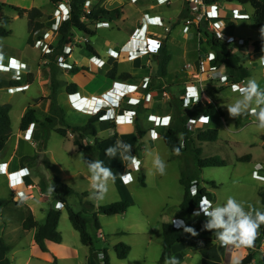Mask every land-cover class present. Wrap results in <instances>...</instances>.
I'll return each mask as SVG.
<instances>
[{"label": "rangeland", "instance_id": "1", "mask_svg": "<svg viewBox=\"0 0 264 264\" xmlns=\"http://www.w3.org/2000/svg\"><path fill=\"white\" fill-rule=\"evenodd\" d=\"M85 1L81 0L78 2L81 11L84 7ZM91 1L95 6L100 3V6L108 10L116 9L120 11L121 15L123 8L128 4L129 0ZM3 2L5 1L0 0V27H2L3 22H5V24H7L4 26L6 28L5 30L11 31V36L8 39H0V49L5 42H10L11 45H14L12 47L15 48H19V46L24 48L26 47V56H28L30 61L33 63L37 62L41 52L45 53L48 47L51 50L50 54L46 53V58L49 60V63L45 65L40 64L37 67V74L39 73L41 75V82L45 87V93L42 94L43 87L38 83H35L32 85L30 90L24 93L21 91V93H19L18 91V94L14 95L10 99V102L7 103H5V101H7V94L2 92L0 94V104L2 103L3 105H10L11 103L13 107L11 112L13 131L17 132V130H19V134L22 132L19 128L21 123L20 116L26 106H33L34 103L38 105V116L41 121L45 119L50 109V101L47 100V98L51 95V84L53 80H55L59 85L57 100L59 106L64 110L66 124L72 127H82L81 125L85 126L89 121V118L87 116L79 115L67 107L65 102L67 93L64 87V84L66 83L61 80L60 76L57 74L60 70H67L71 73L72 68L77 67L74 61H78L79 63L84 61V57L87 56V50L85 48V44H87V41H85L86 38L90 39V41L94 43L97 48H100L104 46V38L109 31L107 32L106 30H99L96 36L92 38L84 36L79 31H73L71 36L74 38L75 43L69 49H66L64 45V53L68 54V56L64 55L65 59H69L72 53L73 59L71 60L72 63H69L68 60H66L70 65V68L64 69L58 66L59 58L55 59L54 55L56 48H58L59 41L62 39V36L59 33L60 27L65 20L70 18V4L72 0H63L61 3L50 7L41 6V9L37 8L39 7V3H42L41 0H6L7 4ZM32 3L34 4V7L31 6ZM63 5L66 6L64 13L61 10ZM33 9H39L40 11L44 10V12H42L43 17L39 19V21L43 22L44 27L32 33L34 37L48 34L52 28V25H54L56 21L58 23V31L56 32L52 44L50 46H46L47 48L43 46L41 50L32 48L30 46L28 47L29 16ZM247 9L249 12L253 11L250 6H248ZM3 10L7 16L2 15ZM56 10H59L60 13L59 15L55 16ZM130 10L131 9L128 6L126 8V14H128V16L130 14ZM68 12L69 15L67 16ZM166 12L170 17L177 15L175 9L168 7L166 8ZM18 14L20 17L15 18V16ZM56 18H58V20ZM177 22L178 21H176V23ZM96 25L97 24H92L91 28L95 29ZM235 26L237 27L238 31L242 30L241 32L243 33L246 40L255 43L261 42L264 44V36L261 35L260 31L261 28L258 27L253 20L237 22ZM177 27L178 30L182 29L181 24H178ZM194 30L197 31L196 29ZM201 36L205 37V31L202 32ZM171 37L175 38L176 42L179 41L184 49L190 51V57H198L196 52L197 39L194 35L188 36L187 39H179L175 37V33L172 32ZM122 38L123 34L116 37V39L120 40ZM233 49V53L240 58V63L251 71V77L248 80H255L258 83L260 89L264 91V67H262L260 64V58L262 55L256 54V59L254 61H250V55L240 52V47L235 46ZM9 50V52H16L13 48H9ZM202 51L205 52L204 49H202ZM224 52H228V49L224 48ZM182 58V54L178 55V53L174 52L173 61L169 67V70H174L179 64V59ZM120 64H124L123 61H121ZM17 79L15 78V80ZM230 81L231 82L228 84V86L225 87L216 83L218 87L223 88L222 91L221 89L218 91L216 101L220 103L226 114V121L224 122L219 117L212 118L211 126L217 127L220 134L217 141L200 143L195 138L193 139L194 143L189 147V150L182 154H173L166 147L165 140L154 145L156 149H151V145L147 140L144 142L140 140L139 142L141 145L139 147H143H141L142 155L140 159L143 164V173H145L146 176L145 186L141 184V180H138L134 183L131 182L125 184L120 179V174L123 172L126 162L120 159L119 153H117L115 158H111L110 156L106 155V160L102 159L100 161H103L104 166H110L112 171L116 174V180L114 184L110 182L109 190L105 196V199L100 201L98 204L89 199L91 192L90 173L88 171L87 164L85 163V153L75 151L73 144L74 141L70 142L67 139V137L72 134H69L66 138L57 134L55 131L56 128L63 127V125L58 124L56 128L49 127L45 129L44 139L41 141V139H39V126L37 127V138L36 141H34L35 147H30V144H26V150L21 154L19 153V157L20 161L23 156H35L37 159L38 154L41 151L46 150L45 156L39 155L41 159L45 158L43 160L44 165L40 167V171L41 173H48V176H50L51 180L46 183L44 182V184L42 183L43 185L40 184V187L44 192L50 195V201L52 204H54L57 200H66L76 212L83 213V215L86 217L92 216L100 207L107 206L115 202L127 201L131 204L128 211L121 215L110 217L104 214H98L99 225L101 228L100 231L104 236V241L99 239L98 231L89 225L88 232L94 239V245L91 247L84 246L81 243L80 234L71 224L68 211L66 209L62 210L59 231L63 236L64 246L56 248L61 256H68L69 259L65 258V261L58 262L54 256L57 264H98L102 260L101 254L104 250L109 252L114 251V247L120 243L130 247V253L126 264H165V262H160L163 253L162 224L167 223L168 220L171 221V219L175 217L172 215H179V213L181 214L179 206L182 203L184 197V187L181 185L180 179L183 173L188 175L199 172V186L213 192L214 199L217 202L215 206L223 205L227 198L232 196L243 203L245 211H248L249 206H251L253 209H258L264 212V204L262 202V194H264V181L262 182L255 180L253 177L254 171H258L261 175H264V130L257 128L256 124L253 123L255 118L251 114L242 115L236 118H231L229 116L226 105L233 103L239 98V83L234 84L232 80ZM97 82L98 81L96 80L92 81L89 84L88 89L91 91L96 90V86L98 85ZM242 83L243 81L240 82V84ZM68 86L69 85H67V87ZM252 106L256 107L254 104ZM199 109L200 108L197 105L192 108H184L182 105L180 113L181 116H183L189 113L192 114ZM176 110L178 111L177 108ZM188 125L189 124L187 123V128ZM208 128L209 127L206 125L204 130ZM98 129L103 133L100 135L101 137H107V135L110 133L109 132L106 134L103 132V130L106 129L100 124L98 125ZM188 129L194 132V134H198L200 131L194 130L193 127L192 129ZM195 131L198 132L195 133ZM118 140H121V138ZM46 142L47 144L45 149ZM110 146H113V144ZM96 148L101 152L100 145H98ZM197 150L200 151L199 157L201 159L218 157L225 162V166L206 167L199 171L195 160ZM156 154H159V156L167 164L166 174L163 176L156 173L152 165L153 156ZM248 155L251 157L249 160L241 161ZM96 160H99V155ZM67 175H70L72 179L65 180ZM3 178V176H0V182L3 180ZM55 178L61 180V183H56V186L54 183ZM62 184L74 190L76 194L67 193L66 189H63ZM0 187L1 197L10 193L6 187ZM52 188H56L60 194H56L55 190L50 191ZM22 189H24V187L16 188L14 191H20ZM36 191L37 190L32 189L33 194L37 193ZM84 193L87 194L86 197L82 195ZM31 203L32 202L30 201L25 205H30ZM25 213V207H16L13 204L7 207L3 213V219L5 222L4 225H6V228L4 225H2L3 221L1 222L0 220V233H2L3 228L6 229L3 233L4 240L9 245H12L14 249L18 250L16 252L12 251L9 254L8 257L11 264H24L23 261L29 255V249L27 248L28 244L25 242L22 246L19 244V242H15L14 239L16 236L18 237L22 231L21 221ZM38 217L43 219L41 216ZM183 217L184 216H182V219ZM204 219L207 218L202 213L199 216L192 215L193 222ZM262 225L264 228V224ZM260 232L261 227L258 230V235ZM202 238L198 239V244L196 246H192L190 237L187 236L185 242L177 247L173 253V256L171 257H175L179 261V264H216V260H210L213 258L212 256H210V259L208 258V253L214 255V251L210 252V250L214 248L215 243L210 244L208 241L212 239L208 240L206 238L207 240H203ZM231 248V254L228 249L225 250L224 260L226 262H223V264H227V261H230V264H235L233 261L239 248L234 246ZM71 249H77V256L72 252ZM242 252H245L244 254L250 252L254 255V263L252 262V264H262V258L264 256V237L262 239L261 246L250 247L248 251H246V247H244L242 248ZM54 259L53 262L49 264H56ZM33 264L47 263H41L35 259Z\"/></svg>", "mask_w": 264, "mask_h": 264}, {"label": "crops", "instance_id": "2", "mask_svg": "<svg viewBox=\"0 0 264 264\" xmlns=\"http://www.w3.org/2000/svg\"><path fill=\"white\" fill-rule=\"evenodd\" d=\"M4 1L5 2H3V3L7 4L6 0H4ZM180 1H181V3H180ZM167 2H168V0H137V1L129 0L128 4L123 8L122 14L120 17L116 18L115 20H111V21L102 20V21L109 22V28L104 27L105 29H102V30H106L107 32L109 31L105 36L107 39L111 40L112 50L120 52V50L123 49V51H127V52L131 53L130 54L131 61L126 60L124 64L118 65L119 72H121V73L127 72L131 76V78L128 79L129 84L142 85L139 89L133 88V87H131L129 89L126 88L127 90L124 93H126V92L131 93V92H136V91L143 92L145 94L144 95L145 99H146L145 101H150L151 108H149V110L143 109L141 106H134L133 104H131V102L128 100V98H125L124 96H122L123 94H121V93L119 95L111 94V90L114 86L113 80H115V79L109 78L108 73L116 64V60L114 58H110V59L105 58L103 55L107 54V52H106L107 48L105 46L97 48V46L94 43H92L90 41V39H87V44L92 46L95 54H92L89 51H87V56L84 57V61L82 63H79L78 61H74V63H76L75 65L78 68H81V69L85 68V70H81L77 74H72L67 70L58 71L59 73L57 75L60 76V79L66 83V84H64L66 93H67V89H66L67 85L76 84L78 87L77 93H75L73 95L67 93L65 102H66L67 107L70 110L74 111L75 113H77L79 115L87 116L90 119L93 116L92 115V110L94 107V103L92 101L93 98L101 99L102 96L105 95L109 99V100L108 99L107 100L112 104V105L108 104L111 106V109H109V111L107 113V119L100 120L97 123V131H98L97 139L99 140L98 145H100V147H101V149H100L101 152L99 154V160H102V159L106 160L105 159L106 148H108L111 144H113V146H114L116 144V141L119 138H121V141H123V142H129L128 144H130L132 147H135V146L139 147L141 144L139 142V139H137V137H136V130L139 129L143 135L144 134V128L147 125H149V123H147V119H149L150 117L154 120H158L160 118L161 121H163V117H167V116L171 117V124L169 127L166 128V127L160 126L159 128H157V131L159 133H161L162 135H164L170 129L171 130L172 129H178L180 127L179 114H178V111L176 110L173 102L178 101V97L186 92V86L188 84L193 83V82L197 83V79L194 78L193 76H199L198 79L201 78L202 81L204 82L203 91L200 93L201 101L198 103L197 106L200 108L201 107L200 105H205L208 103H214V104H217L221 107L220 103L218 101H216V96H217L218 91L220 89L222 91L223 88L218 87V85L215 82H212L210 79H208L207 74H201V72H200L199 51H198L199 46H200V40H199L200 37L198 35L199 32L197 33V31L193 30L189 34H184L182 32V30H178L177 26H178V24H182L181 19L184 16L185 11H186L184 1L183 0H171V4L169 6L167 5ZM31 6L34 7V4L32 3ZM128 6L131 9L129 16H128V14H126V8ZM56 7H58V6H56ZM167 7L171 8V9H175V11L177 12V15L170 17L169 14L166 12ZM61 10L64 13V11L66 10V6L63 5L61 7ZM42 12H44V10H42ZM250 13H254V11H252V12L250 11ZM146 14H150V15H153L156 17H160L161 20L163 21V23L158 24L156 26L148 25V23L145 20ZM2 15H5L4 10L2 12ZM68 15H69V12H68L67 16ZM5 16H7V15H5ZM24 16H27V15H24ZM177 16H180L181 19L178 20V22L176 23L177 19H173V18L177 17ZM18 17H20L19 14L17 16H15V18H18ZM21 17H23V16H21ZM5 25H7V24H5V22H3L2 27L4 29H6L4 27ZM169 25H172L173 28H172V31L170 33H167L166 27H168ZM137 27H138V31H139V36L135 37V34L134 35H132V34L135 31L134 29ZM113 28L116 30H114ZM46 30H47V28H46ZM241 31L242 30L238 31V29L236 27L234 33H235V35L244 38V35ZM8 32H11V31L8 30ZM172 32H174L175 37H177L179 39H181V38L187 39L188 36L194 35L197 39L196 52H197L198 57L197 58H194L193 56L190 57L189 56L190 51L187 49H184L179 41L176 42L175 38L171 37ZM121 34H123V38L121 40L116 39V37L120 36ZM46 35L47 34H44L42 36H36V37H34L32 35V43L28 42V47L30 46L32 48L41 50V48L44 46L43 39L46 37ZM10 36L5 37V38H1V39L2 40L8 39ZM29 36H30V33H29ZM150 38H153V39L160 41V43L162 44V47L165 46L167 51H168V54L171 56V61L167 67V74L165 76H162L160 73V65H159L160 53L159 54H147V55H145V54L136 55V53H134L139 46H145V44L147 43V40ZM201 39L204 42L206 41L205 37H202ZM5 45L9 46L11 48H15V47H12L14 45H11L10 42H5L2 46V48L0 49V72H1L0 94H1V92L7 94V101H5V103L10 102V99L14 95L18 94V93L10 94L8 92V90L12 87H27L26 88L27 90L24 89L23 91H21L22 93H24V92L30 90L33 84L38 83L40 86L43 87L42 94L45 93V87L41 82V75L39 73H38L39 75L37 74V67L40 64L45 65V64L49 63V60L46 58V54L41 52L40 53L41 55L39 56L37 62L33 63L30 61L28 56H26V50H27L26 47L25 48L21 47V46H19V48L16 47L15 49H19L21 52L20 55L23 56V60L21 63V67H23V70H17L15 68H12L11 66H9V63H10L9 59L6 56H4V52L6 50ZM224 48H225L224 46L221 47L222 50H224ZM202 49L205 50V53L208 56H210V55L215 56V54H216V52L214 51V49H212V46L210 45L209 42L204 43ZM140 50H143V47H141ZM174 52L178 53V55L182 54L183 58L179 59L180 60L179 64L175 67L174 70L170 71L169 67L172 64ZM9 53L15 54V52H9ZM257 54L263 55L264 51L258 52ZM246 55H248V54H246ZM94 57H102L104 60H106V61H104V65L102 67H100L99 74L90 73L89 69H88V62L92 61ZM256 57H257L256 55H254L253 57L250 56L249 57L250 61H254L256 59ZM210 58H212V57H210ZM72 59H73V53L71 54V57L67 60L69 63H72L71 62ZM186 66H189V67L186 68ZM217 70H220L222 72H224V71L227 72V69L224 66L220 67ZM250 73H251V71H250ZM119 74L120 73H118V75ZM15 78L16 79L18 78V79L15 80ZM249 78L244 80L242 84L239 83V87L245 86V83ZM145 79H147V81H145ZM95 80L98 81L97 82L98 85L96 86V90L91 91L88 89V86L92 81H95ZM14 81H18V83L11 84V82H14ZM152 91H158L159 96L151 98V99L149 97H146ZM21 92H19V93H21ZM109 94H111V96H109ZM178 103H180V102L178 101ZM10 105H11V103H10ZM181 105H183V103H181ZM29 107H34L37 110V112L39 113L38 105H36L34 103L33 106H31V105L26 106L23 109L21 116H20L21 119ZM184 108H186V107H184ZM12 110H13V107H12ZM12 110H11V112H12ZM129 111H136L137 112V116L135 117V126H133V134H131L129 136L128 135L118 136V134L116 132L115 122L111 121V119L113 118V116L118 118L120 115L127 114ZM223 111H224V109H223ZM104 112H106V110ZM224 114H225V111H224ZM10 115H11V113H10ZM201 115H203V114L200 113L199 116H201ZM199 116L193 117V119H197ZM204 116H207V115H204ZM209 116H210V124L207 125L209 127L208 129L217 130L218 131V139H219V135H220L219 130L217 129V127L211 126L212 118L213 117H219L224 122V121H226L225 116L224 117H220L219 115H209ZM11 121H12V119H11ZM40 121H41V119H40ZM65 121H66V119H65ZM34 124H36V123H34ZM99 124L106 129V130H103V132H105L106 134L110 132L108 134L109 137H108V135H107V137H101L100 136L103 133L101 130L98 129ZM225 125H226V123H225ZM38 126H39L38 131L40 130L39 139H41V141H43L45 128L42 129L40 127L39 123H37L36 128ZM81 126H83V125H81ZM19 128H20V126H19ZM188 128L192 129V126L188 125ZM18 131L19 130H17V132H15L12 129V136L10 137L9 141L7 142V148L5 149L4 152L0 153V164H4V165L6 164V166H7V174L3 175L0 173V176L4 177L3 180L0 182V186L6 187L10 192L9 194H7L3 197L0 196V200H14L15 202H19L20 204H22V206H17L15 203H12V204L5 206L4 208L0 207V217H1L0 220H1V222L4 221L3 213L7 207H9L13 204L16 207H25L26 213L23 216L22 221H21V228H22L23 222L29 213H32L34 215L35 220L38 222V224H40V225L44 224L46 221V217H47V213H48L49 209L51 207L55 206L57 201L54 204H52L50 201V195L48 193L44 192L43 189L40 187L41 186L40 184H42V183L44 184V182L46 183V182L51 180L50 176H48V173L47 174L41 173V171H40V167L44 165L43 160L45 159V158L41 159L40 156L41 155L45 156L46 150L41 151L38 154L37 159L34 163L28 162V163L22 164L20 161L19 153L21 154L22 152H24L26 150L25 146H26V144L28 145V143L24 142V134L22 132H20V134H19ZM52 131H54V130H52ZM196 132H198V131H195V133ZM196 135H197V133L193 135V139L196 138L195 137ZM67 139L70 142L71 141L73 142L72 135H69L67 137ZM85 142H87V143L89 142L90 144L93 145L95 140L93 138H87L85 140ZM149 143L151 145L150 146L151 149H156V147L154 145H156L158 143L155 144L151 141H149ZM200 143H204V142H200ZM46 144H47V142L45 143V149H46ZM73 144H74V142H73ZM98 145H96V147ZM74 147H75V151L79 152L78 147L75 144H74ZM141 147H139V152L142 150ZM180 154H182V153H180ZM48 165H49V163H48ZM126 165H125L123 172L121 174H123L125 172H127L129 174V172L134 169V166H132L130 163L126 162ZM108 167L110 168V166H108ZM20 169H27L26 173L27 172L30 173V177L27 179L28 184L26 186L12 187L10 185V182H9L8 174L16 172ZM143 171H144V169H143V164H142V166H141V177H142V175L145 176V173H143ZM261 176L264 177V175H261ZM70 179H72V177H70V175H67L65 177V180H70ZM52 180H53V178H52ZM145 180H146V176H145ZM128 183H131V181H129ZM34 184L38 185V188L35 189V190H37L36 191L37 193L33 194L32 190L28 191L29 193L27 192V194H32V196H31V200H29L27 202L31 201L32 203L30 205H25L27 202L24 203L22 201H19L18 193L22 190H26L27 187L32 186ZM145 184H146V181H145ZM19 187H24V189H22L20 191H14L16 188H19ZM209 192H211V191H209ZM211 193H213V192H211ZM58 201H61L64 206H66V204L69 205V203L66 200H58ZM211 202H212L213 206H215V204L217 203L215 201L214 197L211 200ZM38 216H41L43 219H41ZM172 216H175L174 218L178 221L183 220L182 219V216H183L182 213L181 214L179 213V215H172ZM4 224H5V222H4ZM4 226L6 228V225H4ZM5 228H3V230H2V238L3 239H4L3 233L6 230ZM36 232H37V229H33V230H29V231H23V229H22L19 236L18 237L16 236L14 238L15 242H19V244H21L22 246L24 245L25 242L28 244L27 248L29 249V255L23 261L24 264H33L35 259L41 263L43 262V263L49 264V263L53 262L54 256L56 257L58 262L65 261L64 260L65 258L69 259L68 256H61L58 253L59 251L56 248V247L64 246V242H62L61 244L48 243L49 251L48 252H42L35 242ZM206 238L208 240L212 239L209 237H206ZM206 238H202V239L204 240ZM197 242H198V240H197ZM208 242L210 244L215 243L214 248L212 250H210V252L214 251V255L211 253H208L209 254L208 258L210 259V256H212L213 258L210 260H216L215 261L216 264H223V262H226L224 260L225 250L228 249L230 254H231V251H232L231 247L232 246H227V247L221 246V244L219 243L218 240H213V239L208 241ZM5 243L7 245H9L6 241H5ZM9 246L11 248V251L9 252V254L12 251L13 252L18 251L17 249H14L12 245H9ZM179 246L180 245H176L173 247L171 256H173V253L175 252V250ZM242 248H244V247H239V250L235 254V259H234L233 263L238 264L242 259L245 258L246 254H244L245 252H242ZM246 248H249V247H246ZM71 250L77 256V252H78L77 249H71ZM9 254H8V256H9ZM128 256H127V259H128ZM253 263H254V261H253ZM227 264H230V261H227Z\"/></svg>", "mask_w": 264, "mask_h": 264}, {"label": "trees", "instance_id": "3", "mask_svg": "<svg viewBox=\"0 0 264 264\" xmlns=\"http://www.w3.org/2000/svg\"><path fill=\"white\" fill-rule=\"evenodd\" d=\"M63 0H52L54 5L61 3ZM81 0H72L70 4L71 12L70 18L65 20L59 30V33L62 36V39L59 41L58 48H56L55 59H58L61 55L68 56V54L64 53V45L67 43V38L72 35L73 31H79L81 34L87 37L96 36V32L91 28L92 24H96L101 20H113L120 17V11L116 9L108 10L98 3L94 10H92L89 14L82 12L79 8L78 2ZM85 1V0H84ZM224 1V0H217ZM231 2H241L243 4H248L254 9L253 21L254 23L262 28L264 27V0H225ZM188 15L187 11L183 17ZM85 16V20H84ZM43 17L42 11L39 9H33L29 16V39L28 42L32 43V33L40 30L44 27V24L39 21ZM87 21V22H86ZM233 27V24H231ZM11 35V32L6 31L3 27H0V39L5 38ZM210 44L212 49L216 51V56L212 61L213 67L219 69L220 67H226L227 73L231 76V80L234 84H238L251 76L250 70L243 66L240 63V58L234 53L224 52L221 49L222 43L216 39H210ZM257 52L264 51V44L261 42H257L254 44ZM85 48L92 54H95L94 49L89 44H85ZM171 61V56L168 54V51L165 46L162 47L159 55V65H160V73L162 76L167 74V67ZM81 70H85V68L74 67L71 70L72 74H77ZM118 73H120L118 75ZM109 78L111 79H120V80H128L131 76L127 72H119L118 65L115 64L114 67L108 73ZM1 77V72H0ZM18 83V81L11 82V84ZM58 83L53 80L51 84V95L47 98L50 101V109L48 115L45 117L43 121H40L38 112L34 107H29L25 112L24 116L21 119L20 130L26 131L29 125L33 123H39L41 128H56L58 124L63 125L61 128H56V133L60 136L66 138L69 134H72L74 144L78 147L79 152L85 153V159L87 161L96 160L99 155V150L96 148V145L99 144V140L97 139L98 131H97V123L100 121V117L102 114L97 116H92L87 124L82 127H72L66 124L64 110L59 106L57 100L58 94ZM78 87L76 84H70L67 87L68 94L77 93ZM179 101V99H178ZM173 102L175 108L178 109L179 114V122L180 127L178 129H170L164 134V140L166 146L173 154L184 153L189 150V147L194 143L193 134L191 130L187 128V123L190 118L199 116L200 113L203 115H219L220 117H224L223 109L214 103H208L205 105H200V109L192 114H186L181 116V101ZM179 104V105H178ZM11 110L12 106L8 104H0V153L4 152L7 148V142L9 138L12 136V121H11ZM142 136V132L138 129L136 130V137L140 139ZM87 138H93L95 140L94 144H90L89 142H85ZM218 139V131L214 129H206L200 130L196 135V140L198 142H215ZM134 141V140H133ZM126 143V142H124ZM128 144V143H127ZM179 148V153L175 152L174 149ZM139 152V147H132V154H137ZM196 166L199 171L206 167H223L225 166V162L218 157H210L201 159L199 157L200 151L196 152ZM251 157L248 155L246 158H243L241 161L249 160ZM36 161V157L24 156L21 158V163L25 164L28 162L34 163ZM141 184L145 186V176L140 178ZM55 186L56 183L60 184L61 180L55 178ZM181 185L184 187V197L182 203L179 208L181 210L183 217L182 225L179 228H175L171 223H163L162 231H163V253L160 259V262H165L167 259L172 258V250L176 245H180L185 242L187 236L190 237V242L192 246H196L198 244L197 240L202 237H209L213 240H217L214 234V231H208L203 229V224L207 219L198 220L193 222L192 215L196 208L199 207V202L202 197H207L209 201H211L214 197V194L209 192L206 188H201L199 185L200 177L199 172L192 174L183 173L180 179ZM63 189H66L67 193L76 194L74 190L62 184ZM196 189V195L192 194V189ZM56 194H60L59 191L54 188ZM83 196H87L86 193L82 194ZM262 202L264 204V194H262ZM15 203L17 206H22L19 202H15L14 200H0V207L4 208L5 206ZM131 204L127 201L115 202L107 206L100 207L95 213L86 217L83 213L76 212L70 205L66 204L65 208L69 214V220L73 225L74 229L79 232L81 243L85 246L91 247L94 245V239L88 232V226L91 225L97 231L100 230L98 214H104L106 216H117L124 214L128 211ZM62 212L57 210L55 206L51 207L47 213L46 221L44 224L40 225L35 220V217L32 213H29L26 219L23 222L22 229L23 231H29L33 229H37L35 234V242L38 245L39 249L42 252H48V243L61 244L63 242V236L59 231V223L61 220ZM4 225V221L2 222ZM185 227H192L196 230L198 235L192 236L190 233L184 231ZM261 227V232L257 236L254 241L253 246H261L262 239L264 237V228L263 225ZM249 248H246L248 251ZM11 251L9 245H7L2 238V233H0V264H11L8 254ZM114 251L118 254L120 258H127L130 253V247L120 243L114 247ZM254 260V255L250 252H247L244 259H242L238 264H252ZM57 264V261L55 260ZM98 264H109V258L107 254V250L103 251V259ZM262 264H264V256L262 258Z\"/></svg>", "mask_w": 264, "mask_h": 264}, {"label": "built area", "instance_id": "4", "mask_svg": "<svg viewBox=\"0 0 264 264\" xmlns=\"http://www.w3.org/2000/svg\"><path fill=\"white\" fill-rule=\"evenodd\" d=\"M137 1V0H135ZM185 3V10L187 11L188 15L184 18L181 19L180 16L174 17L173 19H177L176 21L181 19V25H182V32L184 34H189L191 33L192 30L196 29L197 32H199V40H200V46H199V62H200V72L201 74H207L208 79H210L212 82L217 83L218 85H221L223 87L228 86V84L231 82V76L226 73L222 72L220 70H217V68L213 67L212 61L214 60L215 56H208L204 51H202L204 43L209 42L210 39H216L222 43V46L228 49L229 53H233L234 47L238 46L241 48L242 53L248 54L251 57L256 55L258 52L255 48V42L246 40L243 37L235 35V28L237 22H242V21H250L253 19L254 13H250L247 9L248 4H243L241 2H231V1H217V0H183ZM42 3H39V9H41V6L43 7H50V6H55L52 3V0H41ZM171 4V0H168L167 5L169 6ZM95 5L92 4L91 0H86L84 3V7L82 8V11L86 14H89L92 10H94ZM251 7V6H250ZM252 8V7H251ZM253 9V8H252ZM254 11V9H253ZM60 11L56 10L55 11V16L59 15ZM58 20V18H56ZM85 20V16H84ZM145 20L150 26H156L158 24H162L163 21L161 20L160 17H156L150 14L145 15ZM96 28L94 29L96 34L99 30L109 28V22L107 21H101L96 23ZM233 24V27L231 26ZM173 26L169 25L166 28V32L170 33L172 31ZM135 31L133 32L132 35L135 34V37L139 36V31L138 27L134 29ZM58 31V23L57 21L55 22L54 25H52V28L50 32L46 35V37L43 39L44 46H50L52 44V41L56 35V32ZM205 31V38L206 41L203 43V40L201 39L202 32ZM104 46L107 48V54L103 55L105 58H114L116 60L117 65H121L120 62L123 61L125 63L126 60L131 61V56L130 52L120 50L118 51H113L112 50V42L110 39H107L106 37L104 38ZM87 41V38L85 39ZM75 43V40L72 36H69L67 38V43L65 44V48L69 49L72 47V45ZM211 45V44H210ZM140 47V48H139ZM137 50L134 52L136 55H141V54H159L161 49H162V44L160 41L150 38L147 40V43L145 46H139ZM141 47H143V50H140ZM9 46H6V50L4 52V56H6L9 59V66L12 68H15L17 70H23V67H21V63L23 60V56L20 55V50L13 48L16 52L14 53H9ZM124 48V47H123ZM215 51V50H214ZM51 50L49 47L47 48L45 54H50ZM216 52V51H215ZM133 54V53H132ZM70 56V55H69ZM144 56V55H143ZM212 57V58H210ZM264 57V54L262 55ZM69 58V57H68ZM64 55H61L58 59V66L64 69L70 68V65L67 63ZM104 59L102 57H94L92 61H89V72L94 73V74H99L100 72V67L104 65ZM189 66H186V68ZM194 78L197 79V83L193 82L190 83L186 86V92L178 97L179 101L183 102V106L185 107V104L187 102L188 107L187 108H192L201 101V95L200 93L203 91L204 88V82L202 79H198L199 76H193ZM147 81V79H145ZM114 86L111 90V94L114 95H119L120 93L123 94L125 98H128V100L133 104L134 106H141L143 109L149 110L151 108L150 106V101H145V94L143 92H126L124 93L127 89L133 87V88H140L142 85H132L128 83V80H120V79H115L113 80ZM27 87H12L8 90L10 94L17 93L18 91H23ZM127 88V89H126ZM190 89H194L197 94H199V100L196 101V98L190 94ZM109 94V96H111ZM121 96V97H122ZM159 93L158 91H152L150 92L146 97L154 98L158 97ZM107 96L103 95L101 99L93 98L92 101L94 103V107L92 110V115L97 116L99 114H102L99 120H105L107 119V113L109 109H111L112 105L108 100ZM110 104V105H108ZM109 106V107H108ZM106 110V112H104ZM137 116L136 111H129L127 114L120 115L118 118L113 116L111 121L115 122V127H116V132L118 136L121 135H131L133 134V126H135V117ZM204 116V115H201ZM199 116L197 119L190 118L188 120V124L191 125L194 130H201L204 129L206 125L210 124V121L207 123H204L199 120L201 117ZM210 117V116H209ZM166 117H163V121ZM169 119V123L167 125L164 124L163 121L160 120H154L151 117L147 119V125L144 128V134L141 136L139 141L141 140L142 142L144 141H151L153 143H159L164 140V135L159 133L157 131V128L160 126L162 127H169L171 124V117L167 116ZM191 120H195L194 122ZM156 133V139L154 140L152 138V133ZM24 134V142L30 144V147L34 146L37 138V128L36 124H31L29 125L28 129L26 131H22ZM141 152H138L137 154H134L140 161L141 157ZM24 157V156H23ZM34 157V156H32ZM141 166H142V161L140 164L139 169H137L134 166V169L129 172L130 176L132 179L130 180L131 182H136L140 180L141 178ZM27 169H20L16 172L8 174L9 177V182L12 187H18V186H26L28 183L27 179L30 177V173H26ZM0 173L3 175L7 174V166L6 164H0ZM253 177L255 180L259 181H264L263 176L259 174L258 171L253 172ZM38 188V185L34 184L32 186H29L26 188V190H22L18 193V199L19 201L22 202H27L31 200V194H27L28 191L32 189ZM56 208V205H55ZM57 209V208H56ZM65 206L63 205L62 208L57 209V210H65ZM196 208L195 210H198ZM203 214V213H202ZM174 221L175 223H172ZM167 223H171L175 228H179L182 225L181 221L176 220L175 218L171 219V221H167ZM98 237L100 240L104 241V236L102 235L101 231L98 230ZM108 258H109V264H126L127 263V258H120L118 254L115 251H107ZM101 259H103V253L101 254Z\"/></svg>", "mask_w": 264, "mask_h": 264}, {"label": "clouds", "instance_id": "5", "mask_svg": "<svg viewBox=\"0 0 264 264\" xmlns=\"http://www.w3.org/2000/svg\"><path fill=\"white\" fill-rule=\"evenodd\" d=\"M261 35L264 36V27L260 29ZM260 64L264 67V57L260 58ZM190 94L199 100V94L194 89H190ZM239 98L233 103L226 105L228 114L231 118H236L242 115L251 114L255 119L253 123L257 128L264 130V91H262L255 80H248L243 87L238 88ZM256 107H253L252 105ZM185 107H188L186 102ZM170 118L164 119V124L169 123ZM200 121L207 123L210 121L209 116H201ZM195 121V120H191ZM152 138L156 139V133H152ZM175 152L179 153L180 149L175 148ZM119 153L122 161L130 163L139 169L141 161L132 154V146L117 140L114 146L106 149V155L115 158ZM82 155V154H81ZM151 155V153H150ZM88 171L90 173V188L91 192L89 199L95 203H99L105 199L109 190V184L115 183L116 174L111 168L104 166L103 161L93 160L87 161ZM155 172L163 176L166 174V162L156 154L152 160ZM127 166V165H126ZM120 179L127 184L132 177L127 172L120 174ZM54 191V189H50ZM192 194L196 195V189H192ZM63 207V203L57 200L56 208ZM201 213L207 218L203 224V229L214 231L216 239L221 246H234V247H253L254 241L258 236V230L264 224V212L253 209L249 206V210L245 211L242 202L238 201L232 196H229L223 205L213 206L212 202L207 197H202L199 202V209L193 212V216H199ZM172 223H175L172 221ZM184 231L190 233L192 236L198 235L196 230L192 227H185ZM165 264H179V261L172 257L165 261Z\"/></svg>", "mask_w": 264, "mask_h": 264}, {"label": "water", "instance_id": "6", "mask_svg": "<svg viewBox=\"0 0 264 264\" xmlns=\"http://www.w3.org/2000/svg\"><path fill=\"white\" fill-rule=\"evenodd\" d=\"M166 144V143H165Z\"/></svg>", "mask_w": 264, "mask_h": 264}]
</instances>
